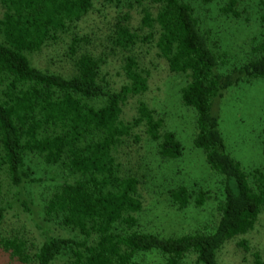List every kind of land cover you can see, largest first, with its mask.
Masks as SVG:
<instances>
[{
  "label": "trees",
  "instance_id": "trees-1",
  "mask_svg": "<svg viewBox=\"0 0 264 264\" xmlns=\"http://www.w3.org/2000/svg\"><path fill=\"white\" fill-rule=\"evenodd\" d=\"M239 1L226 0L221 10L238 16ZM133 3L140 10L139 26L132 27L128 12L119 16L111 43L130 53L136 46L153 44L171 73L186 76L181 101L196 113L194 146L221 179L214 223L179 236L140 228V181L123 171L119 149L140 128L157 142L162 158L178 159L182 145L143 100L137 101L133 117H124L128 100L148 88V72L133 52L125 56L126 82L118 89L101 76L103 57L82 48L77 36L69 45V75L31 63V54L74 30L94 0H0V174L15 190L14 200L26 208L31 206L24 187L34 182L28 155L39 156L65 175L43 202L45 237L34 250L22 236L0 233V249L13 259L25 264H142V257L155 253L162 264L188 259L219 264L224 244L250 232L264 211V161L244 169L229 152L221 130L225 94L240 83L264 79V37L247 61L230 67L226 53L202 30L185 0ZM260 19L264 23V11ZM262 155L264 160V146ZM168 196L178 209L202 207L208 199L205 191L191 193L185 185L169 189ZM8 202L0 184V224ZM51 224L66 235L52 234ZM256 264L264 262L257 257Z\"/></svg>",
  "mask_w": 264,
  "mask_h": 264
},
{
  "label": "rangeland",
  "instance_id": "rangeland-1",
  "mask_svg": "<svg viewBox=\"0 0 264 264\" xmlns=\"http://www.w3.org/2000/svg\"><path fill=\"white\" fill-rule=\"evenodd\" d=\"M185 1L193 8L202 30L207 31L218 49L226 53L230 67L247 61L253 47L264 37V23L260 19L264 0H240L236 8L238 16L221 10L226 0H213L207 4L202 0ZM130 3L131 0H94L93 9L77 23L76 28L62 34L40 52L31 54V63L49 72L69 75L72 72L69 45L72 37L77 36L81 38L79 45L82 48L103 57L105 64L101 76L112 88L118 89L126 82L123 65L130 52L113 46L111 36L118 17L126 12L131 15L132 27L139 26L140 10L135 3ZM132 52L148 72V88L143 95L128 100L123 108L124 117H133L137 101L143 100L163 119V129L174 132L182 145V155L178 159L162 158L157 142L147 138L140 128L134 131L136 138H130L127 145L119 149L123 171L131 172L140 181L138 192L143 203L138 214L140 228L162 236H179L211 226L215 219V205L222 193L221 179L206 163L204 153L194 146L196 113L181 101L186 76L171 73L165 61L158 57L153 44L136 46ZM221 116V130L233 158L247 171L260 167L264 161V79L231 88L222 100ZM26 163L32 168L34 178L23 192L31 208L14 200L15 190L3 173L0 174L3 200L9 201L0 233L22 236L34 250L45 237L41 226L43 202L65 175L57 167L44 164L37 155H28ZM178 185H185L191 193L205 191L208 194L206 203L202 207L191 204L178 209L168 196V190ZM48 226L52 234L66 235L61 227ZM257 257L264 262V211L250 232L224 244L218 253V263L256 264ZM141 262L162 264L163 260L152 253L142 257ZM0 264L25 263L0 249ZM183 264L193 262L188 259Z\"/></svg>",
  "mask_w": 264,
  "mask_h": 264
}]
</instances>
